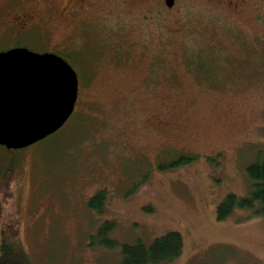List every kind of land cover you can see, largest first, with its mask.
Here are the masks:
<instances>
[{
	"label": "rangeland",
	"instance_id": "1",
	"mask_svg": "<svg viewBox=\"0 0 264 264\" xmlns=\"http://www.w3.org/2000/svg\"><path fill=\"white\" fill-rule=\"evenodd\" d=\"M17 1L0 0V18ZM22 1L45 20L9 29L0 50L65 55L77 111L19 153L0 144V175L15 157L18 168L0 236L31 264H108L121 244L177 230L170 264H264V215L215 214L225 194L247 193L246 165L264 150V0H84L64 15L65 0ZM180 154L194 157L160 168ZM101 188L99 213L87 201ZM105 220L113 247L98 241Z\"/></svg>",
	"mask_w": 264,
	"mask_h": 264
},
{
	"label": "water",
	"instance_id": "2",
	"mask_svg": "<svg viewBox=\"0 0 264 264\" xmlns=\"http://www.w3.org/2000/svg\"><path fill=\"white\" fill-rule=\"evenodd\" d=\"M78 89L77 73L64 56L20 45L1 50L0 144L22 149L62 127Z\"/></svg>",
	"mask_w": 264,
	"mask_h": 264
},
{
	"label": "trees",
	"instance_id": "3",
	"mask_svg": "<svg viewBox=\"0 0 264 264\" xmlns=\"http://www.w3.org/2000/svg\"><path fill=\"white\" fill-rule=\"evenodd\" d=\"M76 111L75 109L68 118L69 120L75 119ZM11 149L9 150L19 153L24 148ZM193 157L194 155L191 154H180L166 165H160V168H166V166L176 167L179 164L190 161ZM246 168L249 179H251L247 188V193L244 195H237L234 192L225 194L216 206L215 214L218 219L228 217L234 208H246L254 215H264V150H262L253 161L248 163ZM16 169H18L17 157H15L10 165H7L1 172L0 206L8 202L6 201L4 203L5 200L11 198L13 193L12 187L16 182ZM106 194V188L97 190L89 197L87 201L88 208L95 209L97 212L101 213L107 199ZM1 209L0 207V210ZM114 224V220H105L102 223L98 228V233L102 236L101 239H98L99 242L105 243L111 247L118 244V241L115 239L105 237V235L113 229ZM183 242L184 238H182L181 232L169 230L154 237L153 240L147 244H144L141 240L135 243L121 244L119 247V251H121L120 258L115 261V263L108 264H170V262L181 255L183 251ZM0 264H31L29 256H27L22 246L19 245L18 242L13 241L5 231H2L0 236Z\"/></svg>",
	"mask_w": 264,
	"mask_h": 264
},
{
	"label": "flooded vegetation",
	"instance_id": "4",
	"mask_svg": "<svg viewBox=\"0 0 264 264\" xmlns=\"http://www.w3.org/2000/svg\"><path fill=\"white\" fill-rule=\"evenodd\" d=\"M83 1L84 0H82V1H80V0H65L63 5L61 6V8L57 12H59L61 15H64V13L66 11H68V9L73 5H74L73 7H75V5L77 7V5H78L80 7L78 9H81L84 6ZM22 2H23L22 0H18L17 6H15V4H14V6H11V7L9 4H7L8 6L5 9L4 14H3V12L1 13L4 16L0 18V36L1 35L6 36L5 32L9 31V29H10V31L11 30H13V31H11L12 34H9V36H11L12 38H16V37H18L17 35L27 33V31L30 30L33 26H36L38 24L41 25L40 23L44 22L45 18L42 15L44 13L43 10H40L37 12V10L40 8L34 9V8L27 6V5H26V7H23L24 4ZM92 3H94V1L91 2L90 0H88V5H91ZM79 12L78 11H77V13L75 12V15L79 14ZM17 45H20V44L17 43L14 46H17ZM20 46H22V45H20ZM11 47H13V45ZM4 50H6V49H4Z\"/></svg>",
	"mask_w": 264,
	"mask_h": 264
}]
</instances>
